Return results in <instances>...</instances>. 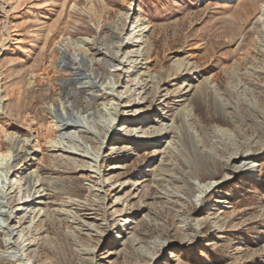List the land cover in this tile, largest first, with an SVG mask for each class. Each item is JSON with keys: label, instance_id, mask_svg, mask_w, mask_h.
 Returning a JSON list of instances; mask_svg holds the SVG:
<instances>
[{"label": "rangeland", "instance_id": "rangeland-1", "mask_svg": "<svg viewBox=\"0 0 264 264\" xmlns=\"http://www.w3.org/2000/svg\"><path fill=\"white\" fill-rule=\"evenodd\" d=\"M61 47L103 111L54 133ZM0 264H264V0H0Z\"/></svg>", "mask_w": 264, "mask_h": 264}, {"label": "bare ground", "instance_id": "bare-ground-1", "mask_svg": "<svg viewBox=\"0 0 264 264\" xmlns=\"http://www.w3.org/2000/svg\"><path fill=\"white\" fill-rule=\"evenodd\" d=\"M61 50L62 51L60 56L55 57L53 60V65H57L58 67V69H56V73L58 72L61 75V90L58 93L57 97H53V103H51V105H47V103L43 104V108L46 111V115L43 119L48 123V120H51V123H49L48 127L54 133L64 132L71 128L73 125L83 123V117H81L82 112L92 111V113L90 114L92 115L103 111V108L101 106H97L92 103V100H94L98 96V94L95 92V88H97L98 82L102 79V73L99 72L98 67H95L94 63V67L90 69L91 64L86 51L76 49L74 52H70L67 47H61ZM118 58V52H113L109 57L107 55L103 57L104 63L116 61ZM140 63L141 62H138V59H136L132 60L130 65L134 68H137L139 67ZM119 70L120 69H116L114 76H121V72H119ZM61 71H63L64 73L61 74ZM46 72L49 73L48 69H46ZM76 83L79 84V87L75 85ZM114 86L115 82H112L111 80L109 82V85L106 86V89H110V91H113ZM55 90L56 89L52 85V91L55 92ZM81 94H84L87 100L84 103L80 101H78L79 103H77L76 101ZM71 97H74L76 99L75 101H73V103L68 104L67 100L63 101V99H68ZM170 97L171 96H168L167 98ZM159 137L163 138L162 135H160ZM10 143L11 145L9 147V150L1 154L2 156H4L7 162V175L9 179L7 189L12 187L11 183L13 178L18 174L23 173L25 170V167L20 166L17 162L19 157L22 156L24 158H30V160L34 161L41 158L39 157L40 155L38 152L42 154L44 149V146L40 142H35L28 135L25 136L24 139L15 137L11 139ZM53 147H61L60 142L54 144ZM26 165L28 164L26 163ZM241 171L242 169L234 170L229 176L231 177L232 175ZM28 182L29 188H33L34 185L32 184L31 179H28ZM7 193L8 191L4 190V194L7 195ZM12 216L13 215L10 212L7 213V222L12 219Z\"/></svg>", "mask_w": 264, "mask_h": 264}]
</instances>
